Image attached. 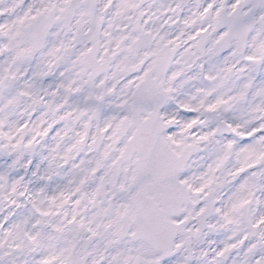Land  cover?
Instances as JSON below:
<instances>
[{"label":"snow or ice","instance_id":"6c2138e0","mask_svg":"<svg viewBox=\"0 0 264 264\" xmlns=\"http://www.w3.org/2000/svg\"><path fill=\"white\" fill-rule=\"evenodd\" d=\"M0 264H264V0H0Z\"/></svg>","mask_w":264,"mask_h":264}]
</instances>
